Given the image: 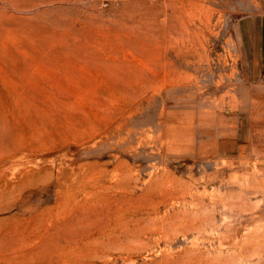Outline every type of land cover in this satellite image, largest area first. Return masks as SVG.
Wrapping results in <instances>:
<instances>
[{
	"label": "rangeland",
	"instance_id": "obj_1",
	"mask_svg": "<svg viewBox=\"0 0 264 264\" xmlns=\"http://www.w3.org/2000/svg\"><path fill=\"white\" fill-rule=\"evenodd\" d=\"M263 12L0 0V264H264Z\"/></svg>",
	"mask_w": 264,
	"mask_h": 264
},
{
	"label": "crops",
	"instance_id": "obj_2",
	"mask_svg": "<svg viewBox=\"0 0 264 264\" xmlns=\"http://www.w3.org/2000/svg\"><path fill=\"white\" fill-rule=\"evenodd\" d=\"M238 25L242 32L245 35L247 34L242 40L247 41V44L251 46L250 51L255 55V59L252 61L256 63V66H254V71L250 72V75L257 74V69L260 75L264 72V12L258 16H244Z\"/></svg>",
	"mask_w": 264,
	"mask_h": 264
},
{
	"label": "built area",
	"instance_id": "obj_3",
	"mask_svg": "<svg viewBox=\"0 0 264 264\" xmlns=\"http://www.w3.org/2000/svg\"><path fill=\"white\" fill-rule=\"evenodd\" d=\"M103 5L104 6H107L108 5V1L104 2Z\"/></svg>",
	"mask_w": 264,
	"mask_h": 264
},
{
	"label": "bare ground",
	"instance_id": "obj_4",
	"mask_svg": "<svg viewBox=\"0 0 264 264\" xmlns=\"http://www.w3.org/2000/svg\"><path fill=\"white\" fill-rule=\"evenodd\" d=\"M171 16H172V15H171ZM173 16H174V15H173ZM168 63H170V62H168ZM169 69H170V68H169ZM173 70H174V69H173ZM173 70H172V71H173ZM168 72H169V70H167V73H168ZM177 74H178V73H177ZM169 75H170V74H169Z\"/></svg>",
	"mask_w": 264,
	"mask_h": 264
}]
</instances>
